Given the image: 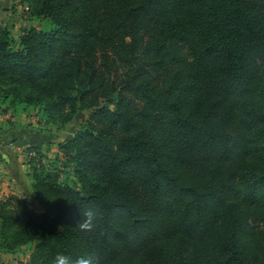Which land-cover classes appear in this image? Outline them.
<instances>
[{"label":"trees","instance_id":"16d2710c","mask_svg":"<svg viewBox=\"0 0 264 264\" xmlns=\"http://www.w3.org/2000/svg\"><path fill=\"white\" fill-rule=\"evenodd\" d=\"M15 1L40 25L0 22V108L88 115L53 158L26 149L41 209L0 197V251L264 264V0Z\"/></svg>","mask_w":264,"mask_h":264},{"label":"rangeland","instance_id":"374dc122","mask_svg":"<svg viewBox=\"0 0 264 264\" xmlns=\"http://www.w3.org/2000/svg\"><path fill=\"white\" fill-rule=\"evenodd\" d=\"M0 22L8 27L15 36H19L24 29L40 25V20L31 15L26 5L19 4L15 0H0ZM87 115L88 112H79L74 122L67 123L60 129L56 126H47L44 122L41 123L40 116L34 110L21 113H14L10 110L5 113L0 108V131L5 128L0 132V154H6L9 162H11L8 163L11 166L7 167L8 170L6 171L13 173L14 176L18 175L17 177H20L19 167L23 165L25 167L24 162H28L25 148L33 144L42 147L43 154L53 158L59 150L58 142L64 140L72 132L73 128L79 127ZM26 143H29V145H26ZM7 145L10 147H6ZM1 155L0 158H2ZM17 162L22 163L18 164ZM0 165V170H2V164ZM6 171H1L0 178L5 183L3 184L1 182L3 184L2 189L5 188L8 191L11 187L15 188L12 184H16L9 178V173ZM19 182L21 183L22 179ZM26 199L30 201L32 207L38 210L41 209L34 195L33 198ZM34 246V243H30L20 248L16 253L11 254L15 256L13 259L14 262L16 264H28Z\"/></svg>","mask_w":264,"mask_h":264},{"label":"clouds","instance_id":"9594fccd","mask_svg":"<svg viewBox=\"0 0 264 264\" xmlns=\"http://www.w3.org/2000/svg\"><path fill=\"white\" fill-rule=\"evenodd\" d=\"M80 214L81 218L77 227L84 232L93 231L102 218L99 210L92 207L80 210ZM103 261V256L97 250H92L75 257L64 252H57L50 258L49 264H103Z\"/></svg>","mask_w":264,"mask_h":264},{"label":"crops","instance_id":"0c3cea01","mask_svg":"<svg viewBox=\"0 0 264 264\" xmlns=\"http://www.w3.org/2000/svg\"><path fill=\"white\" fill-rule=\"evenodd\" d=\"M0 119H1V117H0ZM4 129H2L1 131H3ZM26 145H29V143H26ZM6 147H10V146L7 145ZM11 148L14 149L13 147H11ZM27 148H25V151H26ZM1 156H2V158H0V164H2V168L3 169L0 170V174H1V171H6V170H8L7 167L11 166L10 164H8V163H11V162H9V159L7 158L8 156H6V154H2ZM17 163L20 164L22 162H17ZM24 163H25V167H24V165L19 167V169H20L19 176L20 177H17L18 175L14 176L13 173H10V172L6 171L7 173H9V178L12 179L13 183L16 184V185L12 184L13 186H15V188L11 187L8 191H6L5 188L2 189V185L5 184V183H3L2 182L3 180L0 178L1 179L0 183L1 182L3 183V184L2 183L0 184V197H6V196H8L10 194H16V195H19V196L25 197V198H33V193H32V189H31V180H30V178L28 176V164H26L27 162H24ZM0 169H1V167H0ZM21 179H22V182L20 183L19 181ZM14 258H15V256H13V255H11L9 253H5V252L0 251V264H16L14 262V260H13Z\"/></svg>","mask_w":264,"mask_h":264}]
</instances>
